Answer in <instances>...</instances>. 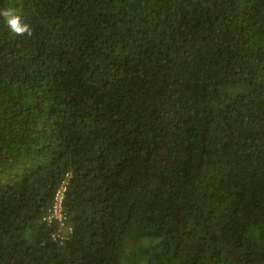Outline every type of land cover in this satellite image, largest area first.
I'll use <instances>...</instances> for the list:
<instances>
[{"label": "trees", "instance_id": "16d2710c", "mask_svg": "<svg viewBox=\"0 0 264 264\" xmlns=\"http://www.w3.org/2000/svg\"><path fill=\"white\" fill-rule=\"evenodd\" d=\"M8 9L0 264H264V0Z\"/></svg>", "mask_w": 264, "mask_h": 264}, {"label": "built area", "instance_id": "2783aa9c", "mask_svg": "<svg viewBox=\"0 0 264 264\" xmlns=\"http://www.w3.org/2000/svg\"><path fill=\"white\" fill-rule=\"evenodd\" d=\"M69 173L66 172L65 178L60 181L56 187L52 202L44 216L46 221L56 220L60 223L62 230L67 233L70 231V227L65 223V215L63 213V202L65 198V192L67 190Z\"/></svg>", "mask_w": 264, "mask_h": 264}, {"label": "clouds", "instance_id": "9594fccd", "mask_svg": "<svg viewBox=\"0 0 264 264\" xmlns=\"http://www.w3.org/2000/svg\"><path fill=\"white\" fill-rule=\"evenodd\" d=\"M0 15L5 17L6 23L12 32L18 35H23L25 33L31 35V29L29 26L27 24H22L20 22V17L16 14H13L11 9L0 12Z\"/></svg>", "mask_w": 264, "mask_h": 264}]
</instances>
